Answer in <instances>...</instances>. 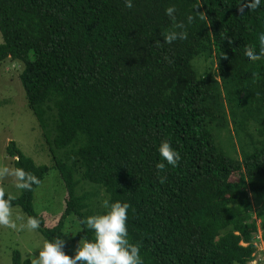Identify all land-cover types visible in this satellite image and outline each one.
Masks as SVG:
<instances>
[{
	"label": "trees",
	"instance_id": "16d2710c",
	"mask_svg": "<svg viewBox=\"0 0 264 264\" xmlns=\"http://www.w3.org/2000/svg\"><path fill=\"white\" fill-rule=\"evenodd\" d=\"M243 3L0 0V63H22L27 105L67 191L57 223L47 226L33 200L50 167L10 141L6 153L29 186L15 197L0 191V201L35 218L48 240H63L73 217L74 240L92 239L81 219L126 201L128 239L143 264L253 260L257 219L264 237V57L249 61L244 49L258 48L264 5L240 11ZM170 4L187 37L163 43ZM225 128L241 141L236 157L219 143ZM164 139L180 160L157 170ZM81 183L93 190L81 192ZM12 264L30 260L14 252Z\"/></svg>",
	"mask_w": 264,
	"mask_h": 264
},
{
	"label": "rangeland",
	"instance_id": "374dc122",
	"mask_svg": "<svg viewBox=\"0 0 264 264\" xmlns=\"http://www.w3.org/2000/svg\"><path fill=\"white\" fill-rule=\"evenodd\" d=\"M1 42L2 37L0 34ZM198 60L199 58H196L192 61L194 67ZM22 67V63L11 60L0 63V191L12 197L19 196L21 193V187H17L21 183L14 170L12 159L6 153L7 145L10 141H14L18 148L26 156L32 158L37 165L50 167L42 183L35 189L33 200L35 210L44 216L45 224L50 227L57 223L60 216L59 212L66 205L67 191L59 177L58 170L53 167L52 155L42 136L39 123L27 105L25 91L19 79ZM232 129L231 132L229 128L223 129L218 140L226 154L236 157L239 155L236 150L239 151L241 141L235 136ZM252 133L255 136L257 135L256 130H252ZM59 153L58 151L57 154ZM258 180L264 185V179L259 178ZM92 190L91 185L87 183L80 184L81 192ZM104 193L100 191V200L103 199ZM105 195L108 199V195ZM263 196L264 192L260 194V201L264 203ZM250 197L254 209H257L259 206L256 205L255 196L251 192ZM102 203L104 204V199ZM260 206L262 207V204ZM7 207L9 220L16 227L11 228L0 224V264H12L14 252L21 254L22 259L29 258L31 261L34 255L38 253L37 249L45 238L37 229H31L27 226L28 216L19 206ZM76 222L77 220L74 217L68 219L63 235L64 252L69 256L75 254V248L79 241L74 240V233L80 230V226ZM253 234L262 237L260 219H257V231ZM263 238H261V241L260 239L259 241L255 240L257 247L253 253L255 260L249 261L248 264H257L259 260L264 261ZM240 244L247 245L248 242L242 240Z\"/></svg>",
	"mask_w": 264,
	"mask_h": 264
},
{
	"label": "clouds",
	"instance_id": "9594fccd",
	"mask_svg": "<svg viewBox=\"0 0 264 264\" xmlns=\"http://www.w3.org/2000/svg\"><path fill=\"white\" fill-rule=\"evenodd\" d=\"M264 5V0H244L240 11L257 10ZM124 6L132 7V0H124ZM176 7L170 4L164 9L165 15L172 21L170 29L162 34L163 43H171L177 39L184 40L187 37L184 21H177ZM200 19H204L201 15ZM186 21L191 24L194 17L191 14L186 16ZM258 48L246 46L244 49L245 58L249 61H257L264 57V31L258 34ZM159 46L160 41L155 42ZM231 43V40H229ZM167 59V57H165ZM255 95H259L256 93ZM157 152L163 162H156L155 168L163 170L166 162L175 167L180 160V154L176 151L167 139L161 140L157 146ZM23 176V172L17 173ZM163 182V177H158ZM34 182L35 177L30 176ZM26 183L18 184L17 187L27 188ZM129 204L115 200L107 204L106 210L101 214L89 215L82 218L80 223L93 232L92 239H80L75 254L69 256L63 251L64 240L61 238L45 239L38 247V253L30 261V264H143L139 248L128 239L126 226L127 210ZM0 224L15 228L16 225L9 220L7 204L0 201ZM39 222L32 217L27 220V226L36 229ZM30 255H32L30 253Z\"/></svg>",
	"mask_w": 264,
	"mask_h": 264
},
{
	"label": "built area",
	"instance_id": "2783aa9c",
	"mask_svg": "<svg viewBox=\"0 0 264 264\" xmlns=\"http://www.w3.org/2000/svg\"><path fill=\"white\" fill-rule=\"evenodd\" d=\"M261 238H263V236L260 237V236H258V235H255L254 244H255V240H256V239H257V241H259V239H260V241H261ZM263 239H264V238H263ZM263 239H262V240H263ZM263 241H264V240H263ZM255 245H256V244H255ZM254 260H255V257L253 258L252 261H254ZM257 264H264V261H263V260H259Z\"/></svg>",
	"mask_w": 264,
	"mask_h": 264
}]
</instances>
